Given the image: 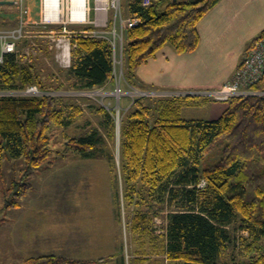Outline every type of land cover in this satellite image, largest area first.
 I'll list each match as a JSON object with an SVG mask.
<instances>
[{"label": "trees", "instance_id": "trees-1", "mask_svg": "<svg viewBox=\"0 0 264 264\" xmlns=\"http://www.w3.org/2000/svg\"><path fill=\"white\" fill-rule=\"evenodd\" d=\"M219 1L152 0L145 5L129 0L130 14L140 23L125 27L128 78L165 45L178 53L196 50L198 23ZM71 41L72 88L90 90L112 80L109 39L77 34ZM33 84L44 91L66 86L61 78L49 83L33 55L4 53L0 91ZM252 88L264 91V75ZM204 100L194 95L159 99L153 115L146 99L138 98L122 120L124 201L134 206L131 220L140 235L139 259L146 260L148 246L150 253H165L171 264H264V95L232 97L215 119L183 115L184 108ZM97 110L106 116L102 125L109 124L113 132V113L105 106ZM84 112L81 103L52 94L0 95V165L6 156L22 158L25 164L22 178L12 182L7 207L18 206L31 187L26 176L52 153L53 128L74 123ZM102 143L104 136L94 126L70 137L65 148L93 158ZM165 206L173 209L166 214V232L157 234L154 218ZM232 246L239 251L227 252ZM104 259L42 254L27 264H98Z\"/></svg>", "mask_w": 264, "mask_h": 264}, {"label": "rangeland", "instance_id": "rangeland-1", "mask_svg": "<svg viewBox=\"0 0 264 264\" xmlns=\"http://www.w3.org/2000/svg\"><path fill=\"white\" fill-rule=\"evenodd\" d=\"M125 2L126 0H120L119 13L116 9H111L108 13L110 22L117 19L116 30L104 25L96 26V29L105 30V35L115 37L117 41L114 50L115 68L112 80L107 85L90 90L71 87L73 80L69 74V66L72 58L69 63L64 61L61 50L69 45L74 33L61 31L59 23L43 24L40 0H16L14 4L0 5V31L20 28V22H23V36L17 40L16 50L24 57L33 55L49 83L52 80L58 82L61 78L66 85L52 91H44L37 85L43 91L40 95L61 96L66 102L76 101L85 107L84 114L74 123L53 128V151L45 163L26 176L31 187L23 194L17 207L6 205L12 196V182L22 178L25 164L22 158H3L0 165V264H27L29 258L47 252L58 255L75 254L80 257L78 259L105 258L98 264H120L121 259L125 260V264H141L144 261L145 264H170L165 253H150L148 246L146 260L144 257L139 259L140 235L133 230L131 220L134 206L127 205L124 201L125 182L120 153L122 120L138 98L146 99L152 107L153 115L157 114L155 109L159 99L194 95L204 97V102H228L219 100L214 95L201 93L211 89L218 90L227 81L213 88H146L135 84L128 78L124 57L126 43L121 42L122 37L126 40L124 25L120 24V19L127 16ZM33 7L37 14L28 15ZM28 8L29 12L26 13ZM74 26L76 25L70 24L68 30ZM252 45L253 43L249 49ZM26 88L15 90L11 94L26 96L22 95ZM5 91L11 90L0 92L6 93ZM100 106H105L113 113V132L109 129V124L102 125L106 116L97 110ZM183 115L186 118H204L206 108L195 104L184 108ZM94 126L104 136V143L96 150V157L83 158L65 148L70 137L83 135ZM171 209L173 208L165 206L161 215L155 216L157 234L166 232V214ZM241 233L242 231L238 235ZM234 251H239V248L235 250L232 246L227 252ZM237 257L243 258L242 255Z\"/></svg>", "mask_w": 264, "mask_h": 264}, {"label": "crops", "instance_id": "crops-1", "mask_svg": "<svg viewBox=\"0 0 264 264\" xmlns=\"http://www.w3.org/2000/svg\"><path fill=\"white\" fill-rule=\"evenodd\" d=\"M128 4L129 0H126L127 16L125 19H120L121 26L125 24L124 21L127 18L136 17L130 14ZM37 5L35 4V6ZM15 6L18 7V5ZM27 10L29 12V8ZM40 10L42 14V9ZM31 11L28 15L37 14L34 7ZM92 15L94 16L95 13ZM70 24L76 26L69 31L96 29V26L89 23H68L67 29ZM113 24H117V19L115 23L110 22L108 27L112 28ZM59 29L62 31L63 24L59 25ZM198 30L200 43L196 50L178 53L171 45H165L156 56L142 64L130 79L135 84L146 88L148 86L155 88H188L190 86L213 88L228 81L238 65L245 59L254 38L264 31V0H220L199 21ZM123 41H125L124 37ZM71 43L70 40V51ZM203 103L201 106L206 108L204 118L207 119L218 118L228 107V102L223 101H205ZM61 254L80 258L75 254ZM121 261L120 264H125L124 259Z\"/></svg>", "mask_w": 264, "mask_h": 264}, {"label": "built area", "instance_id": "built-area-1", "mask_svg": "<svg viewBox=\"0 0 264 264\" xmlns=\"http://www.w3.org/2000/svg\"><path fill=\"white\" fill-rule=\"evenodd\" d=\"M152 0H143L145 5H149ZM83 3V16L80 13V6L74 3ZM42 23L49 25L60 23L63 24L62 31L73 32L75 34H85L109 39L113 50L116 49L117 41L104 34L103 29H81L78 31H69L66 28L68 23H89L94 26L109 25L108 12L111 9H116L119 13L120 0H41ZM27 13L28 10L26 9ZM56 15L54 16L53 14ZM92 13H95L93 16ZM121 13V12H120ZM74 14H76L74 16ZM106 14V15H105ZM116 21V18H115ZM114 21V23H115ZM124 27H134L140 23L138 17H130L124 21ZM20 28H14L6 31H0V64L3 62V56L6 52L16 51V42L23 36V22H20ZM116 30V24L112 26ZM123 42V37L121 39ZM62 43V42H61ZM65 43V41H64ZM253 45L247 53L243 63L239 65L232 75L231 79L225 82L218 90L211 89L210 91H202L203 95H214L219 100L228 101L235 96L248 95H264V91L253 89L264 75V31L258 34L252 41ZM70 44L66 45L61 50V56L64 61L71 60ZM4 94H11L14 91H5ZM42 90L36 84L27 86L26 90L22 91V95H40ZM14 94V93H13ZM16 95V94H15Z\"/></svg>", "mask_w": 264, "mask_h": 264}, {"label": "water", "instance_id": "water-1", "mask_svg": "<svg viewBox=\"0 0 264 264\" xmlns=\"http://www.w3.org/2000/svg\"><path fill=\"white\" fill-rule=\"evenodd\" d=\"M15 0H0V5L14 4Z\"/></svg>", "mask_w": 264, "mask_h": 264}, {"label": "bare ground", "instance_id": "bare-ground-1", "mask_svg": "<svg viewBox=\"0 0 264 264\" xmlns=\"http://www.w3.org/2000/svg\"><path fill=\"white\" fill-rule=\"evenodd\" d=\"M74 4H77L78 6H80L81 9H80V13H79V14H80L81 16H83V10H82V9H83V8H82V7H83V3H81V2H80V3H76V2H75ZM53 15L55 16L56 13L53 14ZM75 15H76V14H74V16H75Z\"/></svg>", "mask_w": 264, "mask_h": 264}]
</instances>
